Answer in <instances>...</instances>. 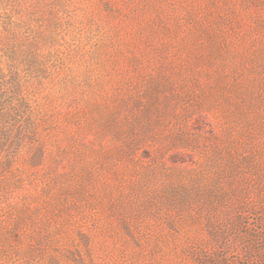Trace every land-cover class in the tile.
Instances as JSON below:
<instances>
[{"label": "rangeland", "instance_id": "374dc122", "mask_svg": "<svg viewBox=\"0 0 264 264\" xmlns=\"http://www.w3.org/2000/svg\"><path fill=\"white\" fill-rule=\"evenodd\" d=\"M263 241L264 0H0V264Z\"/></svg>", "mask_w": 264, "mask_h": 264}, {"label": "trees", "instance_id": "16d2710c", "mask_svg": "<svg viewBox=\"0 0 264 264\" xmlns=\"http://www.w3.org/2000/svg\"><path fill=\"white\" fill-rule=\"evenodd\" d=\"M243 257L249 260H251L253 257H256L257 264H264V241L258 244H255V242L249 243L246 246Z\"/></svg>", "mask_w": 264, "mask_h": 264}]
</instances>
